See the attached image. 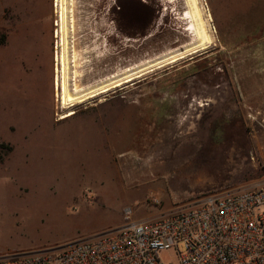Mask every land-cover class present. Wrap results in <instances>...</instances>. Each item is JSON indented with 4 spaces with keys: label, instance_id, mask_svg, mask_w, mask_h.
<instances>
[{
    "label": "rangeland",
    "instance_id": "rangeland-1",
    "mask_svg": "<svg viewBox=\"0 0 264 264\" xmlns=\"http://www.w3.org/2000/svg\"><path fill=\"white\" fill-rule=\"evenodd\" d=\"M141 1L159 12L135 41L112 18L118 0H74L82 84L190 43L183 0ZM202 5L212 48L63 111L54 0H0V257L113 231L127 208L134 221L155 219L264 183V0ZM160 259L177 264L178 255Z\"/></svg>",
    "mask_w": 264,
    "mask_h": 264
},
{
    "label": "built area",
    "instance_id": "built-area-1",
    "mask_svg": "<svg viewBox=\"0 0 264 264\" xmlns=\"http://www.w3.org/2000/svg\"><path fill=\"white\" fill-rule=\"evenodd\" d=\"M57 18L55 67L60 40ZM73 37L76 43L75 33ZM149 200L155 206L161 204L155 196ZM124 215L126 224L113 231L54 248L1 256L0 264H162L160 255L170 250L177 252V264H264V183L210 194L155 219L134 221L132 208Z\"/></svg>",
    "mask_w": 264,
    "mask_h": 264
},
{
    "label": "bare ground",
    "instance_id": "bare-ground-1",
    "mask_svg": "<svg viewBox=\"0 0 264 264\" xmlns=\"http://www.w3.org/2000/svg\"><path fill=\"white\" fill-rule=\"evenodd\" d=\"M177 3L178 0H170ZM186 10L180 19L187 20L186 31L192 35L190 43L182 49H174L159 58L143 63L133 69L126 70L121 74L113 75L104 80L96 81L91 85H84L81 79L84 76V61L82 51H78L73 40L75 33L74 0H56L57 13L61 19V28L58 33V51L56 67V85L59 87V109L70 111L71 109L89 104L91 100L105 97L114 93L125 84L134 82L157 68L178 63L191 55L208 51L213 47L215 39L209 19L202 5V0H183ZM76 3V2H75ZM80 32V31H79ZM58 52V53H57ZM88 54V53H86ZM115 90V91H114ZM65 113L59 116L65 117Z\"/></svg>",
    "mask_w": 264,
    "mask_h": 264
},
{
    "label": "flooded vegetation",
    "instance_id": "flooded-vegetation-1",
    "mask_svg": "<svg viewBox=\"0 0 264 264\" xmlns=\"http://www.w3.org/2000/svg\"><path fill=\"white\" fill-rule=\"evenodd\" d=\"M116 4L112 12V18L122 36L137 41L139 32L150 31L154 28L156 20L152 16L146 18L139 24V16L137 13L138 0H118ZM127 9H130V14L126 12ZM52 11H55L53 7ZM1 34L6 35L8 31L3 29L1 30Z\"/></svg>",
    "mask_w": 264,
    "mask_h": 264
},
{
    "label": "trees",
    "instance_id": "trees-1",
    "mask_svg": "<svg viewBox=\"0 0 264 264\" xmlns=\"http://www.w3.org/2000/svg\"><path fill=\"white\" fill-rule=\"evenodd\" d=\"M126 12L130 14V9H127ZM158 10L151 8L148 3H143L141 0H138L137 13L139 16V24L142 23L148 17H153L155 20L157 18ZM146 31L139 32V37L145 35Z\"/></svg>",
    "mask_w": 264,
    "mask_h": 264
},
{
    "label": "crops",
    "instance_id": "crops-1",
    "mask_svg": "<svg viewBox=\"0 0 264 264\" xmlns=\"http://www.w3.org/2000/svg\"><path fill=\"white\" fill-rule=\"evenodd\" d=\"M99 1H100V0H99ZM212 1H215V0H212ZM253 4H254V2L250 4V7H252ZM224 5H225V4H224ZM225 6H226V5H225ZM253 6H254V8H255V5H253ZM258 25H259V23H258ZM255 28H256V27H255ZM255 28H254V29H255Z\"/></svg>",
    "mask_w": 264,
    "mask_h": 264
}]
</instances>
